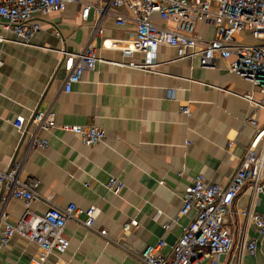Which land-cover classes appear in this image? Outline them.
Here are the masks:
<instances>
[{
	"label": "crops",
	"instance_id": "0c3cea01",
	"mask_svg": "<svg viewBox=\"0 0 264 264\" xmlns=\"http://www.w3.org/2000/svg\"><path fill=\"white\" fill-rule=\"evenodd\" d=\"M80 11V4L68 3L61 11L37 16L41 29L27 45L0 40V170L19 158L28 138L13 126L15 117L27 120L35 109H51L59 124L93 123L106 130L109 136L94 146L83 144L74 133L52 130L47 135L49 146L30 155L25 174L39 180L38 192L50 196L55 205L99 207L94 227L116 242L107 243L94 231L69 221L63 231L69 245L59 254L61 259L70 264H141L137 257L147 245L162 238L166 245L161 253H168L181 227L192 218L194 210L178 215L188 177L201 173L206 181L225 184L256 132L254 126L243 125V119L252 113L262 125L264 110L251 111L242 97L252 91L251 84L227 70L231 59L217 57L214 68L204 69L198 57L177 59L175 49L168 46L159 47L152 71L97 62L70 92H63L70 59L63 52L80 51L95 18L91 10L81 21ZM153 21L162 24L157 16ZM133 32L132 25L116 26L113 18L104 27V35L111 38L127 39ZM195 33L212 38L214 26L198 22ZM236 39L253 42L248 33ZM94 43L98 56L122 59L118 50L100 47L99 37ZM185 104L190 115L180 112ZM257 152L264 154V142H259ZM180 169L183 176L177 175ZM110 177L123 182L116 195L105 189ZM47 206L36 199L30 209L41 214ZM23 207L21 200L11 198L8 221L16 222ZM247 208L264 215V193L253 195L245 187L234 200L236 213L228 215L224 225L235 245L218 264H264V236L238 214ZM131 219L138 225L124 231L123 224ZM164 223H169L168 229H163ZM241 234L256 239L255 256L238 254ZM37 254L36 244L15 234L0 245V264H31ZM46 264L59 263L51 255Z\"/></svg>",
	"mask_w": 264,
	"mask_h": 264
},
{
	"label": "built area",
	"instance_id": "2783aa9c",
	"mask_svg": "<svg viewBox=\"0 0 264 264\" xmlns=\"http://www.w3.org/2000/svg\"><path fill=\"white\" fill-rule=\"evenodd\" d=\"M68 3L81 5V21L87 20L91 10L95 18L80 51L63 52L70 57L61 86L63 92H70L72 85L81 81L85 71L93 70L97 62L152 71L158 64L156 55L159 47L168 46L175 49L177 59L198 57L199 65L204 69L214 68L217 57L231 59L227 70L251 84L252 91L242 96L251 111L264 110V0H99L97 3L82 0H0L3 31L0 40L29 44L41 29L37 16L61 11ZM120 7H126L127 12H119ZM153 16H157L162 24H156ZM109 18H113L116 26L132 25L133 35L127 39L105 36L104 27ZM202 21L214 26L212 38L195 33L197 23ZM243 33H248L253 42L236 39ZM9 34L12 39L7 37ZM56 34L59 35L58 32ZM98 37L100 47L118 50L122 59L110 60L98 56L94 43ZM180 112L190 115V106H181ZM248 124L256 128L255 135L226 183L221 185L206 181L201 173L189 176L178 215L184 216L194 210L192 218L181 227V233L170 245L168 253H161L166 245L162 238L147 245L137 257L141 264H218L221 256L233 251L234 240L224 221L228 215L236 213L233 210L234 200L245 187L253 195L264 193V154L257 152L259 142H264V124L259 125L252 113L243 119V125ZM13 126L20 134L27 133L28 138L19 158L0 170V245H5L18 234L38 247V254L31 264H46L47 257L51 255L59 264H70L59 257L69 245L63 235L69 221L94 231L107 243H116L107 237L105 230L94 227L100 214L99 207L91 205L82 210L74 203L55 205L50 196L38 192L39 180L25 174L30 155L49 146L47 135L52 130L74 133L87 146L103 141L109 136L108 132L93 123L59 124L51 109H35L27 120L17 116ZM231 145L232 142H229L228 146ZM184 174L183 169L177 170L178 176ZM160 184L165 182L161 180ZM104 186L116 195L123 188V182L110 177ZM11 198L21 200L24 206L14 223L8 221L7 213V203ZM36 199L48 205L41 214L30 209L31 202ZM238 214L251 221L258 233L264 236V215L252 208ZM137 225L138 221L131 219L123 224V230ZM162 227L168 229L169 223H164ZM236 247L239 255L246 252L255 256L258 250L256 239L243 234Z\"/></svg>",
	"mask_w": 264,
	"mask_h": 264
},
{
	"label": "water",
	"instance_id": "95a60500",
	"mask_svg": "<svg viewBox=\"0 0 264 264\" xmlns=\"http://www.w3.org/2000/svg\"><path fill=\"white\" fill-rule=\"evenodd\" d=\"M1 194H2V192H0V200H1Z\"/></svg>",
	"mask_w": 264,
	"mask_h": 264
}]
</instances>
